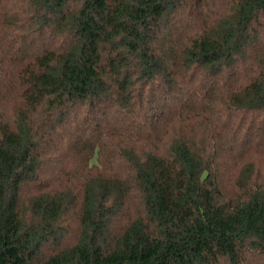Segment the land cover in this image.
<instances>
[{"label": "trees", "instance_id": "1", "mask_svg": "<svg viewBox=\"0 0 264 264\" xmlns=\"http://www.w3.org/2000/svg\"><path fill=\"white\" fill-rule=\"evenodd\" d=\"M0 264H264V0H0Z\"/></svg>", "mask_w": 264, "mask_h": 264}]
</instances>
